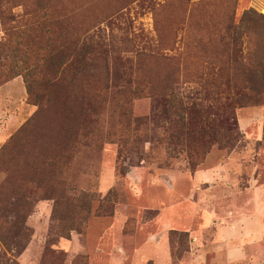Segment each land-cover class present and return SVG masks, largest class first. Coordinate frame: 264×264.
<instances>
[{
    "label": "rangeland",
    "instance_id": "374dc122",
    "mask_svg": "<svg viewBox=\"0 0 264 264\" xmlns=\"http://www.w3.org/2000/svg\"><path fill=\"white\" fill-rule=\"evenodd\" d=\"M9 142L0 264H93L67 243L104 237L114 215L98 201L74 211L84 194L107 196L128 216L124 238L142 242L168 172L191 183L215 167L231 183L193 199L264 210V0H0V149ZM177 208L184 224L192 207ZM169 237L182 255L190 233Z\"/></svg>",
    "mask_w": 264,
    "mask_h": 264
},
{
    "label": "crops",
    "instance_id": "0c3cea01",
    "mask_svg": "<svg viewBox=\"0 0 264 264\" xmlns=\"http://www.w3.org/2000/svg\"><path fill=\"white\" fill-rule=\"evenodd\" d=\"M216 169L197 172L190 178L191 183L183 175L179 178L173 172L166 173L157 183L159 188L155 189V197L151 193L153 203L149 202L161 209L158 229L145 233L142 242L124 238L128 216L117 210L104 237L99 236L86 244L80 241V236H74L66 246L70 257L88 254L93 264H264V210L257 206L258 203L253 205L254 198L250 201L254 206L250 210L233 209L224 215L213 209L207 200L201 204L197 196L193 199V195L209 196L202 189L197 192L201 184H210L212 187L207 189L210 191L216 188L215 185L231 183L226 178L213 179L210 174ZM212 179L214 182H207ZM137 184H144L143 179L137 178ZM184 184L191 186L188 195L179 191L178 186ZM137 189L143 193L141 188ZM147 191L150 192L149 187ZM258 197L255 201L263 200L264 194H258ZM182 204H190L192 210H185L186 222L179 224L177 216L182 218L183 214L177 207ZM200 212L205 218L202 227L196 230L195 215ZM173 230L190 233L187 249L180 256L173 252L170 241Z\"/></svg>",
    "mask_w": 264,
    "mask_h": 264
},
{
    "label": "trees",
    "instance_id": "16d2710c",
    "mask_svg": "<svg viewBox=\"0 0 264 264\" xmlns=\"http://www.w3.org/2000/svg\"><path fill=\"white\" fill-rule=\"evenodd\" d=\"M50 83L52 84L53 82H50ZM14 138L15 137L11 138V140H10L11 143L14 141ZM10 142L0 149V156L10 147ZM62 195L63 194H61V196H59L57 198V201H59L60 199H63ZM97 201L99 202V206L97 208V212H98L99 216H106L107 210H109L108 216L114 215V207H111L108 209V207L106 206V203L108 201L107 196L104 198L97 199V196H95V195H92V196L88 195L87 196L84 194V195L79 196L76 199H71V201H69V202L71 203V208L74 211L83 210V211L89 212L91 210V204L94 202H97ZM70 234L71 233H68L67 237H69Z\"/></svg>",
    "mask_w": 264,
    "mask_h": 264
}]
</instances>
